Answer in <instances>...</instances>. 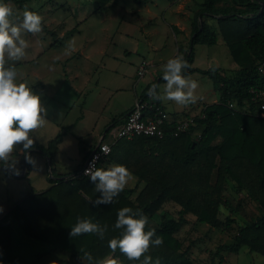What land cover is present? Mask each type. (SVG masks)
Wrapping results in <instances>:
<instances>
[{
  "label": "trees",
  "instance_id": "obj_1",
  "mask_svg": "<svg viewBox=\"0 0 264 264\" xmlns=\"http://www.w3.org/2000/svg\"><path fill=\"white\" fill-rule=\"evenodd\" d=\"M13 1L24 7L32 0ZM93 1L97 5L95 12L109 11L118 3V0ZM135 1L149 3V0ZM173 29L180 32L176 26ZM220 41L227 46L237 69L200 70L214 81L220 100L203 105L194 116L196 126L177 137L138 136L120 139L112 146L108 161L126 166L144 184L136 197L122 191L113 203L93 207L81 194L92 199L100 195L90 179L77 174L67 179H51L49 189L32 190L0 219V264H50L44 259L45 253L37 254L31 261L13 253L12 220L17 221L26 235L50 244V252L83 260V251H87L94 260L111 257L118 258L120 264H141L129 261L119 250L112 253L108 248V241L120 234L114 224L118 211L124 207L139 209L149 219L145 231L154 229L162 238V245L150 246L146 253L153 264L157 258L160 264H197L191 247L185 246L178 236L189 224V216L195 218L196 224L216 230L236 228L231 241L216 252L217 264L224 262L223 251L239 253L243 248L264 257V118L259 116V107L250 93L252 88H264V74L259 71L264 61V0L198 3L191 17V37L184 59L192 66L196 45L211 46ZM196 70L199 71L190 67L188 72ZM176 124L170 123L171 127ZM62 137L60 133L46 146L35 141L34 149L42 151L53 165V155ZM22 157L13 154L20 162ZM24 165L26 177L31 165L21 162ZM232 195L243 198L234 206L229 198ZM247 200L256 205L257 212L246 223L237 224L235 216ZM168 204L180 207L178 217L163 214L158 220L157 216ZM224 207L229 210L225 216ZM78 217L106 225L104 239L93 234L70 238V228Z\"/></svg>",
  "mask_w": 264,
  "mask_h": 264
},
{
  "label": "rangeland",
  "instance_id": "obj_2",
  "mask_svg": "<svg viewBox=\"0 0 264 264\" xmlns=\"http://www.w3.org/2000/svg\"><path fill=\"white\" fill-rule=\"evenodd\" d=\"M13 1V0H12ZM156 1L152 5V0H149L148 4H142L135 0H118L116 7L109 11L95 12L97 5L93 0H32L27 6L19 7L18 5H12L14 17L17 22L19 18H22L25 10L34 11L42 18V22L48 23L50 19L57 18L61 23L58 25L42 26V31L39 37L45 41V44L56 43L58 49L47 53L45 57V65L49 66L52 70L53 66L57 64L53 78L59 80L67 77H71L70 72L67 70L65 63L57 62L62 57L61 54L67 51V46H71L72 43L81 45V47H88L89 52L93 54L91 60L87 61L82 59L80 55H77L74 61L71 63H78L82 66L86 63H90V72H92V78L95 79L98 75L97 72L102 69L101 62L102 57L99 54V50L107 48L108 53L119 55L121 60L125 61L129 55H123V49L129 48L132 56L139 58L147 57L150 60H159L160 57L164 58V62H159L163 67L167 60L174 58V53L180 42V36L176 35L171 25L178 23L179 27H185L184 38L187 41L190 38V27H188V21L192 17L194 10L197 8L198 3L203 0H153ZM35 5V7H33ZM171 8V9H170ZM152 10V12H150ZM155 14L156 16H152ZM190 15V16H189ZM45 16V17H43ZM65 27L66 30H74L68 37L63 38L59 35L60 26ZM181 30V29H179ZM178 33V32H177ZM180 33V32H179ZM178 33V34H179ZM179 41V42H178ZM187 44V42H185ZM187 47V45H186ZM194 61L192 68H198L199 71L188 72L186 70V76L189 79L198 82V88L195 90V102L199 100L206 90L214 86V81L206 74H203L200 70H210L213 68L221 67V69H233L237 68V65L233 61L227 46L220 41L216 45H196L194 48ZM65 54V53H64ZM85 61V63H84ZM11 63V62H9ZM19 66V67H18ZM36 63H32V67H25L16 65L18 72L17 83L22 82L21 76L26 72H36ZM68 72V76L64 71ZM72 82V81H71ZM32 83L36 88H32L37 94H41V86L39 81L33 76L25 81L28 86ZM30 85V84H29ZM162 84L159 89H163ZM211 101V100H210ZM48 102V101H47ZM195 102L187 105H178L174 101H169L168 110L172 112L184 111L191 114L195 112ZM48 104V103H47ZM55 108V117L61 119L70 111L53 104ZM48 109V108H47ZM76 111L71 112L75 114ZM66 120L63 119V127H67ZM60 129L62 125L59 126ZM62 132V131H60ZM110 139H106L109 142ZM69 150H74L80 146V143L65 142ZM82 147V144L81 146ZM65 148V147H64ZM18 150V149H17ZM69 153L66 151V154ZM38 161L39 167L30 170V173L23 179H16L11 174L0 167V203L5 205L9 204L11 207L18 201L21 192V184L23 189L28 192L33 186L37 190L47 189L51 185L50 179L56 178L57 173L50 174L47 160L42 155L33 154ZM66 164L58 165V170L69 172L76 169L78 166L74 161ZM56 167V165H55ZM132 179L129 181L125 189H129L132 184ZM24 195V194H23ZM231 203L235 206L240 198L243 196L235 195L229 196ZM245 202V201H244ZM179 206L174 204H168L162 213L157 216V219H161V215L165 214L169 217L177 218L179 212ZM223 215H228L229 210L222 208ZM257 212L256 205L251 201H246L241 209H239L235 216L237 224H244L249 218ZM189 224L183 227L178 236L184 242L185 246H190L192 249V257L197 264H217L219 258H216V252L219 251V247L224 243L231 241L235 234L234 230L220 231L211 228L209 225L196 224L195 218L189 216ZM17 230L21 229L18 225H15ZM23 234V233H20ZM24 236L25 235H21ZM15 248L18 253L22 248L29 250L30 245L21 246L18 241V234H14ZM37 242V241H36ZM39 247H36L39 252H43L48 247L47 244L38 242ZM30 251V250H29ZM31 253V252H30ZM29 253V254H30ZM58 259L64 258L65 253H57ZM224 257L223 264H264V257L256 253H251L247 248H243L239 253L228 254L225 251L222 252ZM227 257L228 260H227ZM111 258V257H109ZM118 264H120L118 258ZM227 262V263H226Z\"/></svg>",
  "mask_w": 264,
  "mask_h": 264
},
{
  "label": "crops",
  "instance_id": "obj_3",
  "mask_svg": "<svg viewBox=\"0 0 264 264\" xmlns=\"http://www.w3.org/2000/svg\"><path fill=\"white\" fill-rule=\"evenodd\" d=\"M4 2L10 4L11 6L18 5L15 1L12 0H4ZM155 3L156 1L152 0L151 4L154 5ZM150 12H152V10H150ZM152 16L154 17L156 15L153 14ZM59 23H61L59 19L52 18L48 23L42 22V26H51L55 24L58 25ZM187 25L188 27H190L191 37V18L190 21H188ZM171 26H178V23ZM58 29L59 35L63 38L68 37L70 33L74 32V30H66L64 25L60 26V28ZM179 29H181L180 33L178 32L179 34L173 29L176 35H179L181 38L180 42L178 41L179 45L176 48V52L173 54L174 57H176L177 55L184 57V52L189 47V40L187 41V39L184 38L185 27H179ZM22 35L28 43V48L25 50V56L23 57V59L15 63L16 65L25 67H32V63H36V72H26L21 76V79L22 82L25 83V81L30 79V76L33 75L39 81V85L42 87V90L40 92L42 102L45 105L46 123L42 128L36 130L31 135L36 142L46 146L60 133L63 134L62 140L58 145V149L53 155V165L51 164L50 159L44 156L42 154V151H40L39 149L32 150L31 155H42L44 159L47 160L50 174L57 173L58 175L56 178H53V180L75 177V175H78L81 171V167L83 166L93 149L98 146L101 141H106V139H110V142L113 141V131L122 125L126 118V115L135 106L138 98L142 95H145L147 93V90L153 84H158L159 86L165 84L162 79L163 67H161V64L159 63L164 62V58L160 57L158 61H156L155 59L150 60L147 57L139 58L137 56H132V51L129 48L124 47L122 52L123 55L125 56L127 54L129 56L125 61H123L121 60L122 57H120L119 55H114L112 53L109 54V50L107 48H102L99 50V54L102 57V69L97 72V77L93 79L92 72H90L89 62L84 64L83 67L79 66L78 63H74L73 65H71L77 55H80V57L87 62L91 60L93 54L89 52L88 47H81V45L72 43L71 46H67V51L65 50V54L62 53V57L57 61L58 63H65V66L70 72L71 77L57 80L53 78L55 73L54 68L58 69L57 64L53 66L52 70H50L49 66L45 65L44 62L47 53H51L58 49L57 44L50 43L46 45L45 41L39 37V34L22 33ZM185 42H187V44H185ZM144 62H147L148 64V71L142 78H138V70ZM236 69L237 68L234 67L233 69H226V71H233ZM64 72L68 76L69 73L66 71ZM29 84V87L32 86V88H36L32 85V83ZM162 91L163 89H157V92L162 93ZM219 100L220 92L216 85H214L206 90V92H204V95L199 100H197V102H195V112L191 114L185 113L184 111H169L167 105L169 101L167 99H161L159 101L166 112L167 121L169 123H174L183 120L186 116H195L199 114L203 105L216 103L219 102ZM51 102H53V104H57V106L59 107L61 106V108H64L65 110L70 111V113H66L64 117L57 120L54 115L56 107H54V105H49V103ZM74 111H76V113L71 114V112ZM63 119L67 121V127H63ZM60 125H62L61 129L59 127ZM68 141L70 142V144L71 142L80 143V146L82 144V147L78 146L76 147V149L71 151L68 149L67 144H65V142ZM66 151H68L69 153L66 154ZM15 152L22 154L19 149ZM23 158L24 157H22L21 162L24 163ZM66 159H68V162L74 161L78 167L69 172L58 170L57 166L66 164ZM21 162L19 161L17 165L19 168H22L21 175L14 176L9 172L11 176L15 177L16 179L26 178L25 173L27 172V169L25 165L23 167L21 166ZM113 165L114 164L107 161L104 163L102 168L108 169ZM31 169L32 166L30 170ZM30 170L28 171V174L30 173ZM132 176L135 180H132L133 182L129 186V189H124L123 191L127 195H131L134 198L143 188L144 184L140 183L134 175ZM51 186L52 182L50 187ZM23 187V184H21L22 191L17 192L18 195L20 193V197H18V201L13 206H15L32 190L36 192L44 191V189L37 190L32 186L30 190L26 192L23 191L25 190V188L23 189ZM12 207L9 204L5 205L3 203H0V208L3 209L2 211H0V219L7 215ZM15 225H18L22 232H20V230H17ZM15 233L18 234V241L20 242L21 246H23V244L30 245V251L26 247H21V250L18 253L16 252L14 240ZM20 233H23L25 237L21 236L23 234ZM11 237L13 253L23 260L31 261L37 254L45 253L46 255L44 259L50 264H53V262L54 264H81V262L83 261L81 259L71 258L66 253L64 258L58 259L59 256H57V253L61 252H50V244L26 235L15 220H12L11 223ZM38 242L45 243L48 245V247L45 248L43 252H39L36 248L39 247ZM228 258L229 257H227V260Z\"/></svg>",
  "mask_w": 264,
  "mask_h": 264
},
{
  "label": "clouds",
  "instance_id": "obj_4",
  "mask_svg": "<svg viewBox=\"0 0 264 264\" xmlns=\"http://www.w3.org/2000/svg\"><path fill=\"white\" fill-rule=\"evenodd\" d=\"M13 17L12 6L0 0V167L14 176H19L21 175V169L17 166L19 161L13 158V154L19 149L25 164L33 168L39 167L37 159L31 155V151L35 148V139L31 134L42 128L46 119L41 94L34 92L24 82L17 83L18 72L15 63L23 59L28 48L22 33H40L42 18L30 10H25L18 22ZM190 67L183 56L177 55L168 59L163 66L162 79L165 84L162 93L157 92L160 86L153 84L147 90L148 96L153 100L174 101L178 105L195 102L194 93L198 88V82L184 75ZM102 151L107 154L108 149ZM84 175L90 178L95 186V192L100 194L92 199L87 194L81 193L93 207L113 203L114 198L132 179L130 170L121 164L103 169L97 168L92 162ZM2 210L0 208V211ZM148 222V217L139 209L133 210L130 207L120 209L114 229L121 231L119 236L108 241V248L112 253L119 250L129 261L153 264L152 257L146 253L150 246L162 245L163 240L156 235L154 229L145 231ZM106 231V225L101 226L90 219L78 217L70 228L69 236L73 238L93 234L104 239ZM82 259L88 261V264H118L117 259L112 258L94 260L92 254L87 251H83ZM155 264H160L159 258L155 260Z\"/></svg>",
  "mask_w": 264,
  "mask_h": 264
},
{
  "label": "built area",
  "instance_id": "obj_5",
  "mask_svg": "<svg viewBox=\"0 0 264 264\" xmlns=\"http://www.w3.org/2000/svg\"><path fill=\"white\" fill-rule=\"evenodd\" d=\"M147 62H144L138 70V78H142L147 69ZM259 71L264 74V61L259 65ZM251 100L259 107V116L264 118V88H252ZM194 116H189L177 122L171 127L166 119V112L160 102L151 99L148 94L138 98L135 106L128 112L121 126L113 131V141H101L96 146L82 166L79 176L90 179L84 175V172L89 168L90 163L94 162L97 168H102L105 162L109 160L112 152V146L120 139H133L138 136H147L157 139H163L168 135L174 137L182 133L188 132L192 126H196ZM102 149H108L105 154Z\"/></svg>",
  "mask_w": 264,
  "mask_h": 264
},
{
  "label": "water",
  "instance_id": "obj_6",
  "mask_svg": "<svg viewBox=\"0 0 264 264\" xmlns=\"http://www.w3.org/2000/svg\"><path fill=\"white\" fill-rule=\"evenodd\" d=\"M23 160H24V158H23Z\"/></svg>",
  "mask_w": 264,
  "mask_h": 264
}]
</instances>
